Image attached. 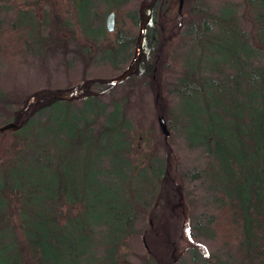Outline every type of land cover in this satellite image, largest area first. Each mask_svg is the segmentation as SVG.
Here are the masks:
<instances>
[{
	"label": "trees",
	"instance_id": "1",
	"mask_svg": "<svg viewBox=\"0 0 264 264\" xmlns=\"http://www.w3.org/2000/svg\"><path fill=\"white\" fill-rule=\"evenodd\" d=\"M132 1L74 0L93 18L91 33L75 21L87 47L72 50L55 22L0 5V264H264V0ZM110 6L130 27L97 49ZM83 51L102 69L71 77ZM49 53L62 55L59 82L14 78L20 58L44 69ZM192 99L178 121L174 103ZM157 116L184 151L204 144L199 171L159 139ZM137 117L154 128L139 167ZM202 191L210 203L193 200Z\"/></svg>",
	"mask_w": 264,
	"mask_h": 264
},
{
	"label": "rangeland",
	"instance_id": "2",
	"mask_svg": "<svg viewBox=\"0 0 264 264\" xmlns=\"http://www.w3.org/2000/svg\"><path fill=\"white\" fill-rule=\"evenodd\" d=\"M143 0H133L132 1V7H137ZM0 5H9L11 7L10 10H12L14 13H18L21 11H32L33 15L36 17L37 21L44 25L42 28H47L48 23L53 24L52 22H55L57 25V30L59 33V37H62L63 39L67 40L69 39L70 42H65V40L62 42V44L67 45L70 50L72 49H80V47H83L85 44V39L81 32L78 29V24L75 23L77 20L78 23L84 26V29L86 32L91 33L90 30V22L93 18V16L81 18L78 16V9L74 5V0H0ZM176 5L173 7V14L176 13ZM79 12V11H78ZM10 13V12H9ZM107 13H114L115 14V28L113 32L107 33L104 31V34L102 38L99 40V42L95 43V45L98 44L96 47L97 49H102L105 47V45L109 42L111 43L114 38V33L117 31V29L120 30V32L126 33V29L130 27V23L126 22L124 15L122 13H117L114 11L113 6H110L105 9V12L101 14V16H105ZM12 17V15H11ZM102 18V20H103ZM45 23V24H44ZM103 24V22H102ZM134 34H136L135 30L131 31ZM46 34V31L43 32V35ZM105 39V40H104ZM107 41V42H106ZM47 42H49L47 40ZM61 44V45H62ZM58 47V46H57ZM87 47V46H86ZM84 48V47H83ZM91 48V47H90ZM94 47H92L93 49ZM89 49V50H92ZM98 51V50H97ZM54 52H56V49H54ZM97 53V52H96ZM50 54H48L47 60H46V68L43 69V66L41 68L38 67V64H32L27 61L24 57L20 58L18 61L19 69L15 72L16 77L15 79H19V81H24L25 79L35 78L38 85H45L47 81L48 83L53 82H59L60 77L63 76V67L61 66V57L62 55H53V58L50 57ZM93 53L91 52V57L87 56V54L83 51L79 57L73 56L72 60H70V56L68 59V71L72 74L71 77L80 78L82 73V68L85 66H88L89 68H92V71L94 69L99 70L102 69L98 65L91 64ZM95 66V67H94ZM6 67L5 64L1 65V69H4ZM47 69V72H49L48 78L46 80L45 76H43L44 71ZM106 69V68H105ZM95 72V71H94ZM105 74V73H100ZM43 80V81H42ZM35 81V80H34ZM154 81H151L148 83V89H144V91H140V95L145 94V99L151 100L153 97V94L148 91H154ZM155 82H157L155 80ZM57 84V83H55ZM162 84L161 89L164 90L163 93H160L161 96H159V99L162 100L161 103L163 107H172L173 106V100L171 96H168L167 89L164 88ZM145 92V93H141ZM148 93V95L146 94ZM137 97V95H135ZM171 102H169V100ZM195 99L184 101L179 100L175 106L174 115H177L178 121H180V117L184 116L185 114H190L191 112H181L182 109H185L188 107L189 104L195 103ZM197 102V101H196ZM129 112H132L129 110ZM130 119V118H129ZM156 121V118H155ZM130 122L132 124L131 129L127 132V139L130 143V151L128 154L129 160L133 166L139 167V165L145 164L147 161L148 156L150 155L152 148L154 146V128L153 127H145L143 125V120L141 117L130 119ZM168 128V127H167ZM157 129V124H156ZM168 130H170L168 128ZM158 132V129H157ZM190 133V132H187ZM158 137L161 140L162 136L158 132ZM2 142V139L0 140ZM169 147L171 148L172 152L177 154H182L183 157H180V161L182 164L186 165V169L191 171V174L195 171H199L200 168H202L203 163L205 162V146L204 144H195L194 148L191 151H184L183 141L181 137L177 134V132H171L169 133V136L166 140ZM159 148H162V145L159 144ZM197 182L190 181V184H195ZM206 194L204 191H202L199 195L197 193L194 195L193 200L197 201L200 198L203 203L211 201V199L206 197ZM151 200V199H150ZM185 210H187L189 207L188 205H185ZM146 219L144 220L145 223ZM10 223L12 225H17V219L15 217H12L10 220ZM203 246L205 252L209 255H216V248L214 247L212 241L200 238L198 241ZM178 252L183 253V250L186 248L185 241L183 239H180L177 243ZM262 249L264 250V243L262 246ZM203 250V251H204Z\"/></svg>",
	"mask_w": 264,
	"mask_h": 264
},
{
	"label": "water",
	"instance_id": "3",
	"mask_svg": "<svg viewBox=\"0 0 264 264\" xmlns=\"http://www.w3.org/2000/svg\"><path fill=\"white\" fill-rule=\"evenodd\" d=\"M180 3L181 1L179 0V7H180ZM113 18L114 15L113 13H109L106 17H105V21H104V28L107 32H111L113 29ZM156 123H157V128L160 132V134L164 137L167 138L169 136V132L166 128L165 125V121L161 116H157L156 117Z\"/></svg>",
	"mask_w": 264,
	"mask_h": 264
},
{
	"label": "flooded vegetation",
	"instance_id": "4",
	"mask_svg": "<svg viewBox=\"0 0 264 264\" xmlns=\"http://www.w3.org/2000/svg\"><path fill=\"white\" fill-rule=\"evenodd\" d=\"M177 1L179 2V0H177ZM180 1H182V0H180ZM108 14H109V13L105 14V16H104V18H103V20H102V22H103L102 27H103V29H104L105 32H107V31H106L105 28H104V21H105V17H106ZM177 14L179 15L178 12H177ZM113 15H114V18H113V29H112L111 32H113V30H114V28H115V14L113 13ZM79 31H80V30H79ZM111 32H107V33H111ZM118 32H120L119 29H117V31H116L115 33H118Z\"/></svg>",
	"mask_w": 264,
	"mask_h": 264
}]
</instances>
